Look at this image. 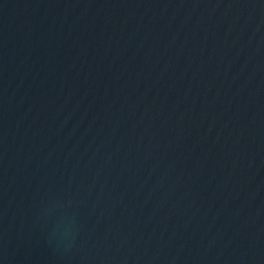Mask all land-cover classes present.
I'll return each instance as SVG.
<instances>
[{
    "label": "water",
    "instance_id": "95a60500",
    "mask_svg": "<svg viewBox=\"0 0 264 264\" xmlns=\"http://www.w3.org/2000/svg\"><path fill=\"white\" fill-rule=\"evenodd\" d=\"M0 264H264V0H0Z\"/></svg>",
    "mask_w": 264,
    "mask_h": 264
}]
</instances>
